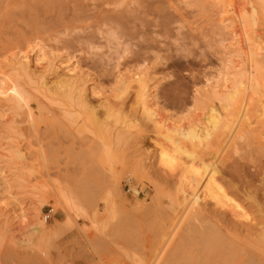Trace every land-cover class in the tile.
Instances as JSON below:
<instances>
[{
    "label": "rangeland",
    "instance_id": "374dc122",
    "mask_svg": "<svg viewBox=\"0 0 264 264\" xmlns=\"http://www.w3.org/2000/svg\"><path fill=\"white\" fill-rule=\"evenodd\" d=\"M262 62L264 0H0V264H142L145 236L184 218L195 193L205 211L258 228ZM247 75L252 89L234 92ZM132 76L147 81L155 117ZM211 108L220 123L202 144L158 131L162 117L180 131L209 128ZM228 126L240 133L215 176L247 217L204 196L207 174L189 184Z\"/></svg>",
    "mask_w": 264,
    "mask_h": 264
},
{
    "label": "bare ground",
    "instance_id": "6f19581e",
    "mask_svg": "<svg viewBox=\"0 0 264 264\" xmlns=\"http://www.w3.org/2000/svg\"><path fill=\"white\" fill-rule=\"evenodd\" d=\"M245 33H246L245 26L243 25L242 34H244V36H242V37H244V38H245ZM248 35H250V34L248 33ZM247 36H246V38H247ZM246 41H248V40H246ZM254 54L255 53H253V55ZM25 58L26 57H23L22 60ZM250 61L253 62L254 60H252V58L250 57ZM22 63H23V61H22ZM262 63H264V62H262ZM254 69H252V70H254ZM254 71H256V70H254ZM247 76L248 77H246L247 80L245 82H239V88L235 89V87H233V89L232 88L231 89L234 92H237L238 90L245 91V90L252 89V86H254L255 82L253 81L252 77H249L251 75H247ZM128 78L130 79V76ZM132 80H134L138 84V89H137L138 96L137 97H139V99H140V103L142 105V111L151 117H155L156 116L155 112L152 110V108L149 104V98L151 97V91H150L149 85L147 84V81L140 78V77H137V76L133 77ZM64 83L63 84L60 83V84H62L61 86H63ZM68 83L66 82L65 86H66V84L68 85ZM262 87H264V85H262ZM260 89H261V87H260ZM5 92H6L5 94H9L11 92L15 96L18 94V90H17L16 86H14V85H10L6 89ZM247 92L248 91H246V93ZM94 93H93V95H94ZM262 94H264V93H262ZM231 95H232V93H231ZM239 95H240V93H239ZM239 95H238V97H239ZM247 97H249V92H248ZM231 98L232 97L229 96V99H231ZM245 98H246V96H245ZM235 99H237V98L235 97ZM238 99H237V101H238ZM262 100H264V99H262ZM234 101H236V100L233 99V103H234ZM242 102H243V100L241 101V103ZM239 103H240V99H239ZM242 104L240 105L239 109L242 113L241 116H244L245 114H243V112L245 109V105L247 103L245 104V102H244ZM245 111H247V110L245 109ZM209 112H211V116L213 117V120H214L212 125L209 128L207 127V128L195 129V128L189 127L187 129H185V131H182L184 129H182L180 131V128H177V126L175 127L174 123H170L168 121V119H165L164 117H162V119L158 122L159 127H160L158 129V131H159V133H161L166 139H168L172 143H175L177 141V136H178V138L180 137V138H183L186 140L188 139V141H189V139H191V140L196 139V141H198V143L202 144V142L204 140H206L207 138H210L213 135L214 131H216L218 128V124L220 123L218 121L219 116H218V114H216L215 110L213 108H211V111H209ZM203 116H204V114H203ZM231 117H232V115H231ZM234 121H235V119H234ZM258 122H260V121H258ZM250 124H252V123H250ZM200 125H201V123H200ZM223 126L227 128V126H225V125H223ZM236 126H234V127L228 126L229 129L227 131V134H225L226 137L222 138L221 141L219 142L220 144H218L219 145L218 150L215 151L216 155L212 159H210V160H212L210 163H209L210 160H208L209 164L203 165L204 163H202L203 167L202 168L200 167L201 169L198 167L194 168L193 165H192L193 167L191 166L192 168H194L193 170H195V171L193 173V170H192L193 175H191L192 177H191V180L189 181V184L192 183L193 189H194V187L198 186L201 183L205 174H207L205 176L206 182L203 186L204 187V191H203L204 196L208 195V198H211L210 200H214V199H216V201L218 200L219 202L214 201V203H216V204L218 203L217 204L218 206H220L219 203L221 201L219 198L224 199L229 210L232 211V210L237 209V213H240L239 214L240 217H242V216L247 217V215L244 213L245 210H244V212L241 211V210H243L242 207L232 197H230V195L227 194V192L223 189L222 185L220 184L221 183L220 178H217L215 176V174L217 173L216 163L222 164L226 160V158H225V160L223 162H220L222 158L219 159V157L222 156L231 146V141H232L231 137H232V135L236 129ZM243 129H245V128H243ZM238 130H236V131H238ZM219 131H220V129H219ZM238 132L240 133V130ZM242 132L244 133L245 131H242ZM224 133H225V131H224ZM239 136H240V134L238 135V138H241ZM262 137H264V136H262ZM246 138H247V135H246ZM212 140H214V139H212ZM156 143L159 144L158 142H156ZM246 146H245V148H246ZM238 148H242V147H238ZM172 149H173L172 151H174V152H178V153L181 152V153L187 154L191 158L193 157V155L191 153H188L186 150L182 149L181 147H179L177 145H174ZM216 149H217V147H216ZM209 153L211 154V152H209ZM160 154H161V157H162L164 163L166 162L169 165V163L172 162V160H173L172 155H168L164 151L160 152ZM223 157H224V155H223ZM217 160L220 163L216 162ZM227 161H229V160L227 159ZM175 164H176V162H175ZM222 166H223V164H222ZM226 168H227V166H226ZM226 168H224V169H226ZM230 168H231V166H230ZM232 173H233V171H232ZM245 176L246 175L244 174V176H242V177L244 178ZM206 178H207V180H206ZM190 186H191V184H190ZM184 191L185 190H183V192ZM179 192H182V191H179ZM200 197H202V196H199L196 193L193 194L192 197L190 195L191 199H190V201H188L189 204L186 203L187 206L185 208H187V209L184 210L185 213L187 212L184 218H182V217L180 218V215H181L180 214L177 219L171 218L167 221L162 219L161 220L162 224H160V227H158L154 230L152 237L149 239L148 236H145V242L143 243V245L141 244L143 246L141 248V254L143 255L142 264H254V261H255V264H262V260H264V220H262L260 222L258 228H250V227L246 228V226L241 224V223L228 222L224 219V216L221 212H218V211L216 212L215 210L213 212H207L204 209L200 208V204L198 202L201 199ZM182 200H184V199H182ZM222 204H223V202H222ZM238 208L240 209L241 212L238 211ZM181 211L178 212L177 214L181 213ZM258 211L260 212V216L262 218H264V205H262L258 209ZM232 212L234 213V211H232ZM246 219H248V218H246ZM158 220H159V218H158ZM40 225L42 227V225H43L42 221H41ZM241 227L243 229H241ZM126 233H127V231H126ZM240 235H243L244 238H248V237H252V238L248 239V244H245V243H242L236 239V236H240ZM85 237H86V235H85ZM87 238L88 237H86L85 239L87 240ZM88 239H90V238H88ZM91 241H93V240H91ZM94 242H95V240H94ZM96 255H97V253H96ZM101 258H102V256L99 259H101ZM103 260H104V258H103ZM107 260H109V259L107 258ZM105 263L107 264L108 262H105ZM81 264H85V262L83 263L81 261Z\"/></svg>",
    "mask_w": 264,
    "mask_h": 264
}]
</instances>
